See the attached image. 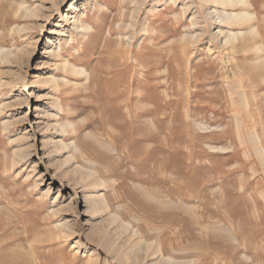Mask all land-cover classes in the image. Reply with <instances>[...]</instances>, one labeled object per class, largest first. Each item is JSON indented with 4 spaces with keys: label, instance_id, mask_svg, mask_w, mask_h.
Instances as JSON below:
<instances>
[{
    "label": "rangeland",
    "instance_id": "1",
    "mask_svg": "<svg viewBox=\"0 0 264 264\" xmlns=\"http://www.w3.org/2000/svg\"><path fill=\"white\" fill-rule=\"evenodd\" d=\"M248 2L0 0V264H264Z\"/></svg>",
    "mask_w": 264,
    "mask_h": 264
},
{
    "label": "bare ground",
    "instance_id": "2",
    "mask_svg": "<svg viewBox=\"0 0 264 264\" xmlns=\"http://www.w3.org/2000/svg\"><path fill=\"white\" fill-rule=\"evenodd\" d=\"M208 2L211 1L215 4L219 3L221 6H222V11H221V14L218 15L219 18H221V22H230L232 21V19H243V18H249L251 19V13H249L248 11L246 10H243L241 11V13L239 14H234V13H228L227 10H225V7L228 6V5H234L237 6V5H240V7L243 5V6H246L249 4L248 0H207ZM242 8V7H241ZM240 9V8H239ZM229 24V23H228ZM254 30V28H250V32H252ZM233 33V32H231ZM256 33V32H255ZM235 34V33H234ZM257 34V33H256ZM232 35V34H231ZM237 35H232L230 36V38H236Z\"/></svg>",
    "mask_w": 264,
    "mask_h": 264
}]
</instances>
